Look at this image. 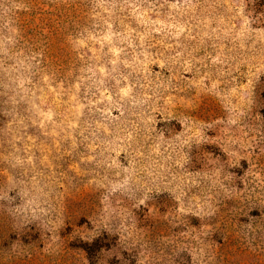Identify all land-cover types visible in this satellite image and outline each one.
<instances>
[{"label":"rangeland","instance_id":"374dc122","mask_svg":"<svg viewBox=\"0 0 264 264\" xmlns=\"http://www.w3.org/2000/svg\"><path fill=\"white\" fill-rule=\"evenodd\" d=\"M0 264H264V0H0Z\"/></svg>","mask_w":264,"mask_h":264}]
</instances>
